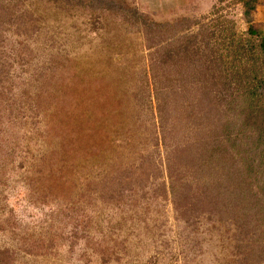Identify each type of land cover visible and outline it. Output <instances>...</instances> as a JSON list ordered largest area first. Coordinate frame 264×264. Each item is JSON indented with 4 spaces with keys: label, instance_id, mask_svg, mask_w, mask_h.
I'll use <instances>...</instances> for the list:
<instances>
[{
    "label": "rangeland",
    "instance_id": "obj_1",
    "mask_svg": "<svg viewBox=\"0 0 264 264\" xmlns=\"http://www.w3.org/2000/svg\"><path fill=\"white\" fill-rule=\"evenodd\" d=\"M213 1L0 0V264H264V0Z\"/></svg>",
    "mask_w": 264,
    "mask_h": 264
},
{
    "label": "trees",
    "instance_id": "obj_2",
    "mask_svg": "<svg viewBox=\"0 0 264 264\" xmlns=\"http://www.w3.org/2000/svg\"><path fill=\"white\" fill-rule=\"evenodd\" d=\"M250 32L251 33H253V34H256V31H254V30H250ZM262 46H263V48H264V42H262ZM168 54H169V56H168ZM166 53V56L165 57H162L163 58V60H161V62H162V64H166L167 63V60H168V57H170L171 58V54L170 53ZM165 59V60H164ZM236 65L238 66V64L236 63Z\"/></svg>",
    "mask_w": 264,
    "mask_h": 264
},
{
    "label": "crops",
    "instance_id": "obj_3",
    "mask_svg": "<svg viewBox=\"0 0 264 264\" xmlns=\"http://www.w3.org/2000/svg\"><path fill=\"white\" fill-rule=\"evenodd\" d=\"M214 1L213 0H206L205 4H207L208 6L210 5V3L212 4ZM260 10V9H259Z\"/></svg>",
    "mask_w": 264,
    "mask_h": 264
}]
</instances>
